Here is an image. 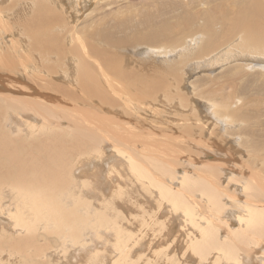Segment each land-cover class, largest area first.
Returning <instances> with one entry per match:
<instances>
[{
	"label": "bare ground",
	"instance_id": "bare-ground-1",
	"mask_svg": "<svg viewBox=\"0 0 264 264\" xmlns=\"http://www.w3.org/2000/svg\"><path fill=\"white\" fill-rule=\"evenodd\" d=\"M19 1L31 9L23 27L9 25L12 19L0 7V264L17 258L26 264L48 253L61 260L113 230L120 264L128 260L135 233L126 231L112 199L106 196L108 202L102 199L96 209L100 195L92 202L86 194L92 193V179L81 180L74 169L79 163L67 155L72 148L102 153L95 150L106 148L101 141L113 145L123 163V171H108L109 180L120 174L140 182L155 208L153 215H141L149 226L152 215L148 231L166 227L167 218L159 217L164 206L191 229L183 255H198L199 264H262L264 0H140L134 12L112 23L84 27L78 24L80 8L99 0ZM105 45L124 54L140 51L159 68L152 75L151 68L136 71L130 67L134 56L123 62ZM70 127L74 136L61 135ZM44 129L55 132L44 136ZM173 159L186 163V172ZM122 182L113 198L127 195L130 184ZM36 237L59 247L49 249V241L39 247Z\"/></svg>",
	"mask_w": 264,
	"mask_h": 264
},
{
	"label": "rangeland",
	"instance_id": "rangeland-1",
	"mask_svg": "<svg viewBox=\"0 0 264 264\" xmlns=\"http://www.w3.org/2000/svg\"><path fill=\"white\" fill-rule=\"evenodd\" d=\"M140 0H99L98 2H97V4H92L91 3V5H88V6H82V8H80V13H78L79 14V16H80V22H78V24H81L80 26H82V27H84V26H87L88 24H92V22H94V21H97V23H95L96 25H102L103 23H112V20H114L116 17H120V16H122V15H126V14H128V13H132V12H134L136 9H137V7H139V2ZM66 2H68L70 5H73L72 4V2L71 1H66ZM0 7H2L3 8V11H5L6 13H7V15H8V17L10 18V19H12L11 20V24H9V25H11V26H13V27H15L14 29H16L19 25L21 26V27H23L24 25H22L21 23H23V22H25V19L27 20V19H29V17H30V14H31V9L30 8H28L27 7V5H26V3L24 2V1H19V0H9L8 1V3L6 2L5 4H2V6L0 5ZM25 7H27V10L26 11H24V8ZM73 8H74V6H73ZM22 16V17H21ZM28 17V18H27ZM23 18V19H22ZM23 21V22H22ZM15 25V26H14ZM89 26V25H88ZM91 28V27H90ZM89 28V29H90ZM84 35V34H83ZM109 47V45H105L104 47H103V49H109L108 48ZM105 51L106 53H109V52H116L117 53V55H116V53L114 54V55H116L117 56V58L119 57V58H121L120 60H123V62L125 61H129L133 56V59L132 60H130V61H134L132 64H133V66H132V64H131V66L130 67H133V68H135L136 69V71L138 70V67H139V70H141L142 68L145 70L146 69V72H148L147 70L149 69V68H151L150 70V72H148V73H150V74H148V75H152V74H154V73H156V72H154L153 73V69H154V67H156L157 69L159 68L158 66H154L153 67V65L152 66H150V64L148 63V60H145V59H147L146 57L144 58V56H139L138 54L140 53V51L138 52L137 51V54H133V52H131V51H129V50H127V53L129 54V56L131 57H129L128 56V54H124V52H117V51H115V49H113V51H112V48H110L109 49V52L108 51ZM145 50L146 49H144L143 50V53H145ZM130 52V53H129ZM120 54V55H119ZM113 55V54H112ZM119 55V56H118ZM141 55V54H140ZM123 56V57H122ZM127 56H128V58H127ZM136 57V58H135ZM123 58V59H122ZM140 59V60H138V59ZM142 58V59H141ZM128 59V60H127ZM136 60H138V61H136ZM147 61V62H145V61ZM118 61H119V59H118ZM122 63V62H121ZM149 65H148V64ZM144 64V65H143ZM148 66H147V65ZM134 66H136V67H134ZM143 66V67H142ZM219 66V68L221 67V65L219 64L218 65ZM142 69V70H143ZM258 69H260L259 67H255V71H257ZM262 69V68H261ZM141 70V71H142ZM144 70H143V72H144ZM155 71H156V69H155ZM152 72V73H151ZM196 72H200V70H197V71H194V74L196 73ZM258 74V73H257ZM29 84H31L30 85V88H36L37 86V88H40V86H39V84L37 85H35L34 83H29ZM33 85V86H32ZM36 87H35V86ZM183 85V84H182ZM181 85V86H182ZM32 86V87H31ZM42 87V86H41ZM183 87V86H182ZM188 87H189V85H188ZM36 88V89H37ZM190 88H191V86L189 87V88H186L185 90H186V92L184 91V90H182V92L184 91V93L183 94H185L186 93V97H188L189 98V96L190 97H193L192 96V94L191 93H189V90H190ZM33 89V90H34ZM189 89V90H188ZM189 95V96H188ZM134 98H136V97H134ZM139 98V97H138ZM137 98V99H138ZM140 98H142V97H140ZM139 98V99H140ZM140 100H143L144 101V99H140ZM146 100V99H145ZM137 103V102H136ZM136 103H133V104H136ZM139 103H137V105H138ZM136 105V106H137ZM204 106V105H203ZM202 106V108H203V110H204V107ZM157 107V106H156ZM206 109V108H205ZM58 112H60V113H58L57 115H64V114H66L65 112L63 113H61V111H58ZM53 118H54V120H57V118L55 117V116H53ZM61 121H62V119H61ZM71 122H73V120L71 121ZM64 123V124H63ZM62 124L63 125H65V127L66 126H68L69 124L68 123H66V121H64ZM55 125H57L58 127H62V126H60V124H55ZM64 127V126H63ZM150 128H151V126H149ZM71 128V129H70ZM70 128H68L70 131H72V133H70V131L69 130H67V132H66V134H65V132H64V130L62 129V131H60V130H58V131H60V133H61V135H64L65 137H72V136H74V130H72L74 127H70ZM135 129L137 130V131H140L139 129H137V127L135 126ZM46 130V132H44ZM42 131V130H41ZM44 131L42 132L43 133V135L45 136V135H49L48 133H52V132H55L54 130H49V129H44ZM57 131V130H56ZM76 132V134L77 133H83V132H77V131H75ZM87 132V131H86ZM98 139H100V138H98ZM60 140H61V142L64 144V145H66L67 147H69V146H71V143L70 144H65L64 142H63V140L60 138ZM102 143H103V141H101L99 144L101 145V146H106V148H95V150H99V151H102V153H99V152H95V151H91L92 149H88V150H83V151H79V150H75L74 148H72L71 149V151L70 152H67V155H68V157L71 159V163L72 164H77V163H79V164H77L76 166H75V171H76V174H77V176L79 177V178H81V180L82 179H89V180H91L92 179V181H93V187H92V193L90 194V193H86V194H88V199H90L92 202H96V195L98 196V195H100V196H98L99 197V199L97 198V200L99 201V202H96V203H94V205L96 206V209L99 211L100 210V207H101V209H102V206H103V204L105 203V202H108V200H106V199H112L111 201H112V203L113 204H115V205H113V207L114 206H118V210H119V212L122 214V222H124L123 224L126 226L125 228H128V229H126V231H131V232H133V233H135V235H136V237H138L139 236V234H140V236H141V238L139 237V238H136L135 237V235H134V237H133V239L131 238V240L132 241H134V244L136 243L137 245L135 246V248L133 247V248H131V247H128L127 248V252H129V254H128V257H127V259L128 260H126L124 263H122V264H172V262L174 263V262H177V260H179V259H182L181 261H183V263L180 261V263L181 264H199V256L198 255H195L194 257H191L190 256V254L189 253H187V254H185L186 255V257H185V255H183V251H184V249H183V244H182V241H184L185 240V238L187 237V232H186V230L187 231H190L191 229H189V226L187 225V223L185 222V220H184V218H182L181 216H179V218H177L176 220L173 218V214L171 213V214H167L166 213V211H168L169 209H164V206L160 209V210H163L164 212H162V213H159L160 214V219H161V222H162V220H165V217L167 218L165 221H166V227L165 228H163L161 231H160V228H158L157 227V229L156 230H158V231H160V232H158V231H155V232H153V231H148V230H150L151 228H150V226H151V224L153 223V221H152V219H150V217H152V215L154 214L153 213V211L155 212V208L153 207V205L151 204V202H149V199L147 200V197L145 198L144 196H143V193H142V190H141V188L142 187H140L141 185H138L139 183L137 182V181H135V183L134 182H130L129 183V179H126L127 177H126V175L124 176L125 177V179L123 180V178L121 177V181H119L118 182V180H120V177H119V175L120 174H117V176H115L112 180L110 179L109 180V172H110V170L111 169H114V170H116L117 168L116 167H118V169L120 170V171H123L122 169H123V163H121L120 161L121 160H119L118 159V156L116 157H114V155L115 154H113V152H111V151H114V148H113V145H110L108 142H104L103 144H105V145H102ZM108 144V145H107ZM126 149H128L127 148V146H125V145H123ZM110 148H112V150L110 149ZM111 152V153H110ZM193 153H195V155L196 156H198L199 157V153L200 152H198L197 153V151H193ZM197 153V154H196ZM112 155V156H111ZM113 158V159H112ZM117 158V159H116ZM115 159V161H113ZM205 159H207V158H205ZM172 160V159H171ZM202 160V159H201ZM201 160H198V162L200 161L201 162ZM213 161V159H207V162H210V161ZM119 163L121 164L120 166H119ZM173 163L175 164V165H177L179 168H181L182 169V171L181 172H186L185 170H183L184 168H185V164H183L182 163V161L181 160H176V159H173ZM205 163V161H202L201 163H199V164H204ZM110 165V166H109ZM116 165V166H115ZM188 165V164H187ZM186 165V166H187ZM112 166V167H111ZM190 166V165H189ZM191 166H193L192 164H191ZM81 167H82V169H81ZM111 167V168H110ZM121 167H122V169H121ZM110 168V169H109ZM78 169H80V170H78ZM109 169V170H108ZM190 170V173L192 174V175H194V172H195V168L193 167V168H191V167H189V168H187V170ZM78 171V172H77ZM81 171H82V173H81ZM109 171V172H108ZM192 171V172H191ZM194 171V172H193ZM227 172H229L228 170H226ZM225 171V172H226ZM79 173V174H78ZM122 173H124V172H122ZM158 176H160L159 175V172L157 173V172H155ZM124 175V174H123ZM109 177V178H108ZM119 177V178H118ZM118 179V180H117ZM103 180V181H102ZM129 180V181H128ZM101 181V182H100ZM113 182V184H115V187H112V185H111V183ZM122 181H124L125 183H127V184H125V186L126 185H128V184H130V185H128V188H126L125 187V192L123 193V194H127L126 196H124L123 194V196H120L121 194H119V195H117V196H115L114 198H113V194H111V193H113L116 189H117V187L119 186V188H120V186H121V184L123 183ZM128 181V182H127ZM104 182V183H103ZM101 183V184H100ZM108 183H110V184H108ZM116 183H117V186H116ZM137 183V184H136ZM124 184V183H123ZM133 184H134V186H133ZM108 185V186H107ZM114 186V185H113ZM124 185H122V187L121 188H124L123 187ZM133 186V187H132ZM137 186V187H136ZM113 189H112V188ZM135 187V188H134ZM114 188H116V189H114ZM130 188H132V189H130ZM128 189H130L129 191H128ZM134 189V190H133ZM113 190V191H112ZM127 190V191H126ZM111 191V192H110ZM147 191V190H146ZM104 192V193H103ZM128 192H130V193H128ZM131 192H132V194L133 195H135V198H134V196L132 195V198H131ZM142 193V194H140V193ZM144 192H145V190H144ZM102 193V194H101ZM108 193H109V196H108ZM197 193H199V192H197ZM96 194V195H95ZM91 195H93V196H91ZM102 195H104V196H102ZM111 195V196H110ZM140 195H142V196H140ZM107 196V197H106ZM85 197H86V195H85ZM92 197H94V199L92 198ZM104 197V198H103ZM105 197H106V199H105ZM108 197H110V198H108ZM126 197V198H125ZM130 197V198H129ZM141 197V198H140ZM144 197V198H143ZM119 198V199H118ZM124 198V199H123ZM128 198H129V200H128ZM93 199V200H92ZM102 199L105 201H102ZM116 199V200H115ZM118 199V200H117ZM132 199V200H131ZM144 199V200H143ZM115 200V201H114ZM124 200H126V201H124ZM131 200V201H130ZM136 200V201H135ZM102 201V202H101ZM101 202V203H100ZM132 202V203H131ZM138 202V203H137ZM141 202V203H140ZM145 202V203H144ZM126 203V204H125ZM99 204H101L102 206H100ZM144 204V205H143ZM121 205H123V206H121ZM152 206V207H151ZM98 207H99V209H98ZM146 208V209H145ZM95 209V207H94V210H96ZM104 209V208H103ZM123 209V210H122ZM130 210V211H129ZM151 211L152 210V215L151 214H149V216L147 215V218L146 219H148V222L150 221L151 223H149L150 224V226L148 225V223L147 222H144V220L142 219V214H143V212H145V211ZM166 210V211H165ZM126 212V213H125ZM128 212V213H127ZM130 213H131V215H130ZM132 213H133V215H132ZM129 214V215H128ZM137 215V217H135ZM127 216H129V218L132 220V221H128L127 222V220H129V218L127 217ZM125 218H127V220L125 219ZM138 218V219H137ZM141 218V219H140ZM163 218V219H162ZM181 218V219H180ZM140 219V220H139ZM171 219V220H170ZM133 221H135V222H133ZM139 221H140V223H139ZM141 221L142 222H144L143 224H141ZM174 221V222H173ZM125 223H127V224H125ZM135 223H137V224H135ZM141 224V225H140ZM146 226H149V228L150 229H148V227H147V229H146ZM171 230V231H170ZM148 232H149V235H148ZM172 232V233H171ZM147 233V234H146ZM184 233V234H183ZM220 233H222L223 235H222V237L224 236H226V234H227V230L224 228V230L222 229V230H220ZM138 234V235H137ZM145 234V235H144ZM184 235H186L185 236V238H184ZM143 236H145V237H143ZM115 231L113 230V232H112V234H111V236H107V235H104V232H102V235H101V237H99V236H97V235H95L93 238H94V240H91L90 242H89V246L87 247V248H82L81 246H78V248L80 249V250H78L76 253H75V255L74 254H72V253H70V254H68L67 255V257H65L64 259L62 258L61 260H56L54 257H52V258H49V257H51V255L48 253L47 255H46V258H47V260H48V262L46 261V258H44L43 260H41V259H37V258H39V257H37L36 258V256L34 257V258H31L30 259V261H26V264L28 263V264H43V262H44V264L46 263V264H50V263H52V264H120V259H119V255H121V253L120 252H116L115 253V244H117V238L115 239ZM223 237V238H224ZM227 237V236H226ZM37 238H38V241H37ZM160 238V239H159ZM39 237H36L35 238V241H36V243L39 245V247H41L42 245L43 246H47V241H49L50 242V244L48 245V248L49 249H52V247H56V244H58V243H56V242H54V240L53 239H50V240H45V242H44V240H40L39 241ZM142 239V240H141ZM187 239V238H186ZM139 240V241H138ZM6 241L9 243V241L11 242V243H9V244H11V245H13V240H10V238H9V240H8V238H6ZM114 242V243H113ZM180 242V243H179ZM56 243V244H55ZM184 243H185V241H184ZM179 244H180V247H179ZM29 244H27V243H25V247L23 246V248H25V249H28V247L30 246H28ZM55 245V246H54ZM4 246H7V245H4ZM27 246V247H26ZM35 247H37V245L35 244ZM57 247H59V244L57 245ZM129 248H130V250H129ZM181 248V249H180ZM28 250H30V247H29V249ZM52 250H55V249H52ZM183 250V251H182ZM5 251H7V252H9L10 253V251L9 250H5ZM34 251V250H33ZM133 251V252H132ZM165 251H167V252H165ZM12 252V251H11ZM119 253V254H118ZM155 253V254H154ZM4 254V253H3ZM97 254V255H96ZM180 254V255H179ZM182 254V255H181ZM5 255V256H4ZM3 255V258L4 259H6V258H8V256H7V254L5 253ZM33 255H34V253H33ZM79 255V256H78ZM190 257H189V256ZM7 256V257H6ZM96 256V257H95ZM170 256H173V260L170 262L169 260H168V258H170ZM211 256V255H210ZM260 256H261V254H260ZM20 257V256H19ZM131 257V258H130ZM177 257V258H176ZM176 258V259H175ZM18 259V258H17ZM17 259L14 261V262H16L15 264H18L19 263V260H18V262H17ZM52 259V260H51ZM12 260H14V256H13V258H12ZM50 260H51V262H50ZM110 260V261H109ZM25 261V260H24ZM24 261H22L21 262V260H20V264H22V263H24ZM32 261V262H31ZM41 261V262H40ZM209 261V260H208ZM12 262V263H11ZM10 263L11 264H14V262L13 261H11ZM153 262V263H152ZM185 262V263H184ZM187 262V263H186ZM10 263H8V264H10ZM261 263L262 264H264V261L262 260L261 261ZM200 264H206V263H200Z\"/></svg>",
	"mask_w": 264,
	"mask_h": 264
}]
</instances>
